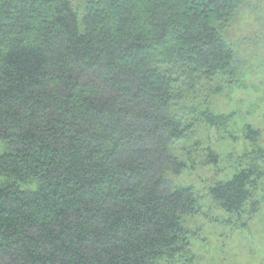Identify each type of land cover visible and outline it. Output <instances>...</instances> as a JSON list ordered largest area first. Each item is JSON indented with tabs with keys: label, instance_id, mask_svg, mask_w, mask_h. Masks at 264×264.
<instances>
[{
	"label": "trees",
	"instance_id": "trees-1",
	"mask_svg": "<svg viewBox=\"0 0 264 264\" xmlns=\"http://www.w3.org/2000/svg\"><path fill=\"white\" fill-rule=\"evenodd\" d=\"M242 3L0 0V264H176L188 254L202 200L176 179L220 164L199 125L238 139L233 113L194 103H208L212 81L236 85L223 35ZM243 135L264 159L259 132ZM255 169L213 183V205L258 211Z\"/></svg>",
	"mask_w": 264,
	"mask_h": 264
},
{
	"label": "rangeland",
	"instance_id": "rangeland-1",
	"mask_svg": "<svg viewBox=\"0 0 264 264\" xmlns=\"http://www.w3.org/2000/svg\"><path fill=\"white\" fill-rule=\"evenodd\" d=\"M86 1L73 0L76 6ZM224 31L225 40L238 56L236 85L230 86L225 79L212 81L205 95L208 103L194 105L209 107L216 114L233 113L228 131L238 139L203 124L194 131L204 147L210 146L220 156V164L196 166L176 179L195 187L202 200L200 212L187 222L193 236L190 250L176 264H264V159L253 153L254 144L243 135L244 128L251 126L259 132L257 145L264 150V0H243ZM245 165L256 166L255 170L263 173L257 195L259 209L252 212L249 207L241 214H229L213 205L208 188Z\"/></svg>",
	"mask_w": 264,
	"mask_h": 264
}]
</instances>
